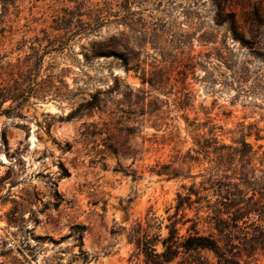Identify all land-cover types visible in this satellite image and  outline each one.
Returning <instances> with one entry per match:
<instances>
[{
  "label": "rangeland",
  "instance_id": "rangeland-1",
  "mask_svg": "<svg viewBox=\"0 0 264 264\" xmlns=\"http://www.w3.org/2000/svg\"><path fill=\"white\" fill-rule=\"evenodd\" d=\"M65 11L95 31L54 50ZM17 81L30 96L0 114V264H143L129 235L153 217L167 234L211 167L183 163L199 140L249 151L229 175L264 171V0H0V89ZM169 164L181 175L157 173Z\"/></svg>",
  "mask_w": 264,
  "mask_h": 264
},
{
  "label": "trees",
  "instance_id": "trees-1",
  "mask_svg": "<svg viewBox=\"0 0 264 264\" xmlns=\"http://www.w3.org/2000/svg\"><path fill=\"white\" fill-rule=\"evenodd\" d=\"M68 14L72 13L65 11V16L56 21V29L63 30L64 34L59 36L58 47L54 50H63L68 45L63 40L69 34L75 37L95 31L88 28L85 30L88 32H81L62 24ZM231 27L235 30L234 21ZM46 53L41 55V60ZM19 82L14 89L5 86L0 89V114H10L22 106V99L28 100L30 94L24 98L26 91ZM43 88L40 86L38 91ZM9 100L15 105L3 110L2 105ZM197 144L199 149L195 153L198 156H193L190 151L183 163L198 161L199 155L203 154L211 167L198 188L193 183L187 194H178L176 211L168 216L169 223L165 225L167 234H162L164 222L153 217L145 224L137 223L129 235L143 264H212L204 257V252L212 253L216 264H251L247 259L258 251L264 252V171L261 170V176L256 175V169H245L239 178L235 172L229 175L235 164V152L246 161L249 151L235 149L234 153H229L232 148L220 145L213 137L199 140ZM243 145L248 148L246 142ZM246 162L248 164V160ZM157 173L178 177L181 170L169 164ZM187 210L195 211V216L188 217ZM20 212L14 211L15 214ZM184 229L185 233H182Z\"/></svg>",
  "mask_w": 264,
  "mask_h": 264
}]
</instances>
